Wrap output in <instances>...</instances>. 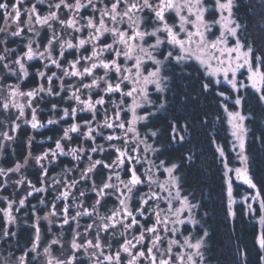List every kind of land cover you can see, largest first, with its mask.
<instances>
[{
    "label": "snow or ice",
    "instance_id": "1",
    "mask_svg": "<svg viewBox=\"0 0 264 264\" xmlns=\"http://www.w3.org/2000/svg\"><path fill=\"white\" fill-rule=\"evenodd\" d=\"M38 3L42 0H37ZM23 0H14L11 6L4 0L0 2V10H4V16H11L13 23L16 25V31L8 33L12 37H20L27 28L29 33H33L39 37L40 32L36 29V25L41 27L47 26L51 30V37L47 40L44 52L34 51L32 44L39 43L32 39L28 40L26 45L27 51L14 61L18 65L17 71L22 73L23 77H27L28 71L25 66V60H32L36 57L40 59H48L52 54V46L60 41V36L57 35L53 28L54 23H58L64 29H71L74 33H82L87 31L86 37H78L77 42L64 40L60 43V57H64L66 49H80L85 45H91L92 51L90 55L80 56L78 59L69 62L71 71H64L65 76H74L81 79V87L83 89H98L103 84L102 91L105 94H120L118 104H115L116 113L114 117H109L105 114L104 127L110 129L123 130V137L109 135L105 137L107 141L122 140L123 148H117L115 145L111 147L117 153L116 160L112 165L104 164L103 161L96 160L81 174L82 180H91L88 173H93L97 165L103 168L114 171L115 179L118 184L112 183L113 175L107 176L101 181L99 187L92 180V191L96 193L97 199L92 205L91 211L82 210L72 217V221L77 222L81 216H97L98 223L94 221L92 225H88L85 232L94 229L95 235L93 239H87L85 243H77V238L81 233L74 232L73 240L70 247L75 250L72 256L67 260H59L55 257H49L47 264H84L83 259H79L76 255L81 249L91 264H204L205 247L204 238L208 236L207 231L204 236L194 239L193 233L187 236L183 234L182 228L185 224L190 225L193 229L199 223L193 211L198 207L192 204L187 196L181 195L180 177L176 175L179 164L172 163L165 166L164 161H160L153 171L152 164L154 162L147 160V154L159 153V148H154L147 143L148 134L141 138V133L137 129V124L140 121L149 119V115H137V109L143 107V104L153 103L149 98L148 87L154 85V90L158 93H165L168 90L172 77L175 75L187 74L188 69H193L197 77L203 76L201 79V88L204 92H209L215 85L221 83V79L231 85L235 91H239L241 87L247 85L241 84L237 76L243 75L241 70L248 72L247 79L251 83V87L260 93V99L264 101V70L261 66L264 65V58L255 57L256 67L253 68V53L255 49L251 43L245 44L247 36L244 35L247 26L240 22V18L236 15L234 9H238L239 5L236 0H74L73 3H68V0H58L56 3L47 5L49 11L46 15H41L37 4L33 3L30 8L25 9L24 13L20 10V5ZM11 7V12L9 8ZM63 8L69 14L68 19L60 18V9ZM260 24L264 30V0H261ZM82 11H89L88 16L81 15ZM26 15L27 20L22 27L20 25L21 16ZM255 15V13H253ZM210 17H216L211 19ZM83 21V23H81ZM171 21V22H170ZM5 32L4 28H0V33ZM218 33V34H217ZM110 40V43L104 42ZM7 41L0 40V45L6 44ZM5 53L15 52L16 49H4ZM45 53L48 55L46 56ZM105 54L111 56V59H106ZM7 60V55H0V63ZM84 61L87 66L83 69L77 68V65ZM51 64L60 67V63L56 59H51ZM3 66L12 72L11 68L5 63ZM47 67V65H46ZM97 69H103L102 76L95 75ZM179 69V72L176 71ZM115 73L116 81L113 82L110 74ZM42 78L45 77L44 72H38ZM55 75V74H53ZM91 77V83H83L84 77ZM231 77V78H230ZM211 78V83L209 79ZM49 83L52 77H47ZM10 99L0 103V107L8 110L11 106L21 109L23 114V105L15 102L16 96H27L32 98L39 92L44 91L41 86L39 89L29 92H21L19 85H8ZM127 88V91L124 89ZM51 92V89H48ZM79 90H77L78 92ZM218 96L225 97L224 92H218ZM131 98L130 105H125V99ZM84 107L95 112V106L105 104L104 98L93 101L91 95L84 101H80L77 93H73V97ZM241 98L237 97L236 105L241 104ZM31 100H29V104ZM167 101L162 100L160 109H163ZM55 108V105L53 106ZM227 106L225 105V108ZM127 109L131 112L130 121L120 119V112ZM83 110V109H81ZM76 110L71 113L67 109L64 110V115L75 116ZM229 124L232 126V135L239 142V147L242 150L241 159L247 160L243 155V150L246 144L247 129L244 126V121L248 119L240 111L229 112ZM35 121V115H33ZM111 121V122H110ZM53 123V121H49ZM127 123V127H126ZM35 128L38 125L33 122ZM84 126L88 128L87 138L94 140L92 136L94 129L91 127V122L85 121ZM18 127V125H17ZM81 125L73 124L65 131V138H69V132L79 131ZM171 133L170 139L173 142L184 141L185 136L180 135L175 122L170 123ZM180 127L187 130L188 125L182 124ZM129 134L134 141L135 146L132 147V153H138L141 146L145 156L142 160L141 156L129 154L128 142ZM7 139L12 137L4 134ZM150 135L155 138L158 133L153 131ZM56 148H62L59 142ZM103 151V148L99 149ZM77 151L83 152L84 149H73L72 155L79 160L76 155ZM92 152L98 151L96 147L91 149ZM49 153H45L41 157H37V162L47 157ZM55 155V153H52ZM221 155L223 152L221 150ZM189 161L191 156L186 157ZM127 162V166H126ZM147 164L144 170L137 172V165ZM20 165L15 169L8 171L20 170ZM227 169V164L225 163ZM119 169V171H115ZM232 171L231 169H227ZM167 173L166 179L161 182L158 178H154L158 172ZM120 172H124L128 179L120 178ZM238 178H242L245 183L252 188L256 185L247 175V169H235ZM0 174H6L4 169H0ZM20 181L18 183H22ZM80 181L73 180L61 193L58 199L67 200L71 195L70 189L75 188ZM146 185L149 187V192L136 196L135 203L139 205L133 208V196L135 192H139V186ZM155 185L157 190H152ZM44 189H35V191H43ZM229 207L233 201L231 200V180L228 181ZM31 195V193H29ZM83 197L84 193H80ZM115 196L118 206L109 209L110 214L100 215L99 209L107 207V200ZM257 195L251 197L252 200H257ZM249 197H244L245 202ZM20 205L23 206L24 200H21ZM163 203L166 207L161 208ZM261 209L264 210V200L259 201ZM174 204H178L174 207ZM82 208V205H77ZM249 211H254L249 204ZM12 208L11 203L8 206V212ZM49 213L50 216H55V205ZM69 206L65 204L61 215L63 224H69L68 217ZM186 214V215H185ZM231 215H235L234 212ZM139 216L141 219H137ZM9 219L12 217L9 214ZM152 220L149 227H145L148 220ZM143 221V223L141 222ZM262 230L257 236L259 247L264 250V215L260 217ZM119 228V231L117 229ZM138 230V231H134ZM109 234L112 239L117 237L122 238L120 243L117 239L118 247L113 248L111 243H106L101 238V234ZM131 234V238L129 235ZM177 234L180 239H177ZM5 235H8L5 232ZM39 229L37 228L35 242L33 243L32 251L38 247ZM95 241V242H93ZM53 244H58L59 240H53ZM176 249H179L178 251ZM91 250V251H89ZM45 253L50 254V246L44 248ZM264 260V257H261ZM20 264H26L25 257H20Z\"/></svg>",
    "mask_w": 264,
    "mask_h": 264
},
{
    "label": "flooded vegetation",
    "instance_id": "2",
    "mask_svg": "<svg viewBox=\"0 0 264 264\" xmlns=\"http://www.w3.org/2000/svg\"><path fill=\"white\" fill-rule=\"evenodd\" d=\"M26 1V0H25ZM30 5L24 4L20 5V10L24 13L25 9L30 8L32 0L29 1ZM58 0H42L37 4L41 15H46L49 11L47 5L49 3H56ZM73 3V1L68 2ZM11 12V7L9 8ZM91 13L89 11H82L81 15L88 16ZM60 18L68 19L69 14L63 8L60 9ZM10 16L5 18L2 23V28H4L5 23L8 21L7 30L0 33V40L7 41L6 44L0 45V55H7V60L0 63V103L10 99L8 85H19V90L21 92H29L39 89L41 86L44 91L39 92L36 96L29 98L27 96H16L15 102L23 105V114L21 115V109L11 106L8 110H4L0 107V125L2 126V139L0 140V159L6 158L8 160L7 167L0 166V169H4L6 174H0V206L1 202H5L6 208L0 209L3 212V220L5 225L2 227L0 232V264H10V261L14 258L15 263L20 264V257H25L26 264H47L49 257H55L59 260L67 261L73 254V250L70 245L73 240L74 232L81 233V236L77 238V243H85L87 239H93L95 235L94 229L85 232L88 225H92L95 222H99L97 216H81L78 217L77 222L72 221V217L76 216L78 211L89 210L91 211L92 205L97 199L96 193L92 191V180L95 181L96 186L99 187L101 181L106 179L107 176L113 175L112 183L118 184L119 182L115 179L114 171L111 169L103 168L101 165H97L93 173H88L91 180H82L81 174L90 166V164L96 160L103 161L104 164L112 165L113 161L116 160L117 153L111 147L115 145L117 148H123L124 143L122 140L107 141L105 137L109 135L121 136L123 137V130L120 129H110L104 127L105 114L109 117H114L116 113L115 104L119 103L120 94H105L103 89V84L98 89H83L81 87V79L74 76H65L64 71H71L69 67V62L78 59L80 56H87L91 54L92 46L85 45L84 48L76 49H66L64 52V57H60V43L64 40H71L73 43L77 42L78 37H86L87 31L82 33H74L71 29H64L58 23L53 24L54 30L57 35L60 36V41L54 43L52 46V54L48 59H40L36 57L32 60H25V66L28 71V76L23 77L22 73L17 71L18 65L14 61L18 56L22 55L27 51L26 45L28 40L32 39L34 41H39V43H33L32 48L34 51L44 52L45 46L47 45L48 38L51 37V30L47 26L41 27L36 25V29L40 32V36L37 37L33 33H29L27 28H25L24 33L20 37H5L6 32L16 31V25L13 21H9ZM27 20V16L23 15L20 19V25L23 27ZM171 22V21H170ZM83 23V21H81ZM0 27V28H1ZM61 29V32H58ZM34 35V36H33ZM104 42L110 43V40ZM9 45V46H8ZM16 49L15 52L5 53L4 49ZM47 56L48 54L45 53ZM106 59H111L112 57L105 54ZM51 59H56L60 63V67L51 64ZM7 64L8 68L13 71L9 72L3 64ZM47 65V67H46ZM87 66L84 61H81L77 68L83 69ZM179 72V69H176ZM38 72H44L45 77L38 75ZM188 72L193 73V82H196L197 76L193 69H188ZM55 74V75H53ZM104 74L103 69H97L95 75L102 76ZM184 78L186 74H183ZM51 76L52 80L49 83L47 77ZM177 76V75H175ZM174 77V76H173ZM172 77V79H173ZM178 77V76H177ZM110 78L113 82L116 81L115 73L110 74ZM182 80H178L180 83ZM83 83H91V77H84ZM172 80L169 84L168 90L165 93H158L153 90V86L148 87L149 98L153 102L151 104H146L140 109V115H149V119L146 121H140L137 124V129L141 133V138L145 134H148L147 143L154 148H159L161 151L156 154L149 152L147 154V160L154 162L152 164L153 171L155 172L156 166L159 165L160 161L165 162V166H169L172 163L179 164L176 175L180 177L181 184V195L187 196L192 204L198 205L195 208V219L199 222L197 226L193 229L190 225L185 224L182 228L183 234L187 236L189 233H193L194 239L197 237H203L204 232L207 231L209 234V225L207 220L206 210L200 202V196L197 191H193V186L195 181L197 182V174H195L194 167L190 166V162L186 157L192 156L194 154L199 155L204 152L202 147L198 149H190L186 142L190 137V130L187 128L180 127L182 124H187L186 118L175 117V112L173 110V101L177 99L176 91L172 90ZM51 89V92L48 89ZM77 90H79L77 92ZM127 91V88L124 89ZM73 93H77L80 97V101H84L91 95L93 101L99 99L101 96L105 100L103 106L96 105L95 112L87 110L83 104H81L76 99L72 98ZM210 98L211 105L208 107L209 112L212 114L210 122H213L214 127V141L217 139V127L216 121L217 116L215 115V105H214V87L211 91L207 92ZM23 97L25 99L23 100ZM18 98V100H17ZM29 100L31 103L29 104ZM162 100H166L167 103L163 109H160V103ZM132 99L126 98L125 105H130ZM55 105V108L53 107ZM67 109L69 113L73 109L76 110L75 116H65L64 110ZM83 109V110H81ZM33 115H35V121H33ZM131 112L125 109L120 112V119L127 122L130 121ZM53 121V123H49ZM91 122V127L94 129L92 136L95 137L94 140L87 138L88 128L84 126V122ZM35 122L38 126L33 127L32 124ZM111 122V121H110ZM175 122L180 135L185 136L184 141L173 142L170 139L171 127L170 123ZM78 124L81 125L79 131L69 132V138H65L64 133L70 128L71 125ZM18 125V127H17ZM127 127V123H126ZM157 132V137L153 138L150 132ZM7 136L12 137V139H7ZM57 142L60 143L61 150L56 148ZM135 146L134 141L131 139V134H129L128 149L129 154L139 155L142 160L145 156L143 151V146H141L138 153H132L131 149ZM96 147L98 151L92 152L91 149ZM103 148V151L99 149ZM73 149H84L83 152L77 151L76 155L80 157L77 160L72 155ZM214 149V147H213ZM214 151L220 152V148L215 147ZM45 153H49L47 157L37 162V157L43 156ZM55 153V155H52ZM3 156V158H2ZM192 160V159H191ZM17 165H20V170L8 171L9 169H15ZM127 166V162H126ZM147 164L137 165V172L144 170ZM119 171V169H115ZM35 173V174H34ZM30 174V177L28 176ZM195 174V175H194ZM167 173L161 171L156 173L154 178H158L159 181L163 182L166 179ZM33 178V180H32ZM120 178L127 180L128 176L124 172H120ZM73 180L80 181L76 184L75 188L70 189L71 195L67 200L58 199L61 193L68 190L66 185L70 184ZM23 181L22 183H18ZM35 189H44L43 191H35ZM16 190L20 192L18 198L15 197ZM152 190H157L156 186H152ZM83 192L84 195L81 197L80 193ZM149 192V187L146 185L139 186V192H135L133 196V208L138 207L135 203L136 196L143 193ZM31 193V195H29ZM196 198H192V195ZM193 196V197H194ZM32 199L38 200L33 203L32 207L28 208L29 212L21 214L23 211H27V203L31 202ZM24 200L23 206L20 205V201ZM11 203L12 208L10 210L9 219L8 206ZM55 205V216H50L49 213L53 210L52 206ZM65 204L69 206L68 217L69 224H63V218L61 215L62 209ZM77 205H82V208L77 207ZM38 207L39 211L36 210ZM117 201L115 196L108 198L107 207H101L99 209L100 215L110 214L109 209L117 207ZM178 204H174L177 207ZM161 208L166 207L165 204H160ZM14 210V212H12ZM23 215L22 219L25 224L24 229L21 230L20 226L18 229L12 231V225L6 224L16 223V218L13 215ZM137 219H141L137 216ZM143 223V221H141ZM152 220H148L145 223V227H149L152 224ZM30 227V228H28ZM37 228L39 229V241L38 247L35 251H32L33 243L35 242ZM119 231V228L117 229ZM138 231V230H134ZM5 232L8 235H5ZM208 237L204 238L205 247L203 249L204 253V263L209 264L207 252L209 251ZM101 238L105 240L106 243H111L113 248L118 247L117 239L120 243L123 242L122 238L117 237V239H112L109 234H101ZM131 238V234L129 235ZM177 239H180V235L177 234ZM27 240V246H21L20 240ZM53 240H59L58 244H53ZM8 242V247L4 244ZM95 242V241H93ZM50 246V254L44 252V248ZM177 251L179 249H176ZM91 251V250H89ZM78 260L83 259L84 264H91L84 254V250L81 249L76 253Z\"/></svg>",
    "mask_w": 264,
    "mask_h": 264
},
{
    "label": "trees",
    "instance_id": "3",
    "mask_svg": "<svg viewBox=\"0 0 264 264\" xmlns=\"http://www.w3.org/2000/svg\"><path fill=\"white\" fill-rule=\"evenodd\" d=\"M29 1L23 0L22 5L30 3ZM71 1L74 2V0H68V2ZM0 2H4V0H0ZM6 2L11 6L14 0H6ZM236 3L239 7L234 11L240 18V22L247 26L244 33L247 39L244 42L245 44L251 43L255 49L253 60L255 61L256 56L264 58V30L260 24L261 0H236ZM4 20V10H0V27ZM58 32H61V29ZM261 70H264V65L261 66ZM177 79L178 77L174 76L171 83L172 90H179L176 91L177 99L173 101L175 117H184L188 121L190 137L186 141L188 142L187 146L190 149L200 147L204 149L202 154L191 156L190 166H195L192 171L197 174V182L194 183L193 191L196 190L199 193L210 229L208 262L209 264H264V260L261 259L264 257V250L259 247L256 239L262 230L260 217L264 215V210L261 209L259 203L260 200H264V101L259 98L260 93L251 86L247 85L237 92L242 101L241 112L248 117L245 120L247 133L243 150V155L247 157V160H243L241 159L242 150L238 148V144L230 132L227 118L222 114V104L226 99L217 95L218 92H226L229 98L230 96L233 98L235 94L232 93L229 86H214L215 115L217 116L215 138L218 141V147L222 149L223 155H221V151L216 152L212 147V137L215 135L213 122H210L212 114L208 108L211 101L207 92L201 88L200 81L203 76L197 77L196 82H193L192 75L187 74L180 83ZM209 83H211L210 80ZM228 104L231 107L237 106L230 102ZM1 131L2 126L0 125ZM7 162L6 158L0 159V166L7 167ZM225 163L231 168H239V166L242 169L246 168L247 175L256 185L254 189L238 182L235 177L232 178L231 200L233 203L231 208L229 207L228 181L225 178ZM28 176L30 177V174ZM257 191L259 196L254 201L251 197L256 196ZM18 194L20 192L16 190V198H18ZM193 196L194 194L192 195L193 199L196 198ZM244 197H249L247 202ZM37 201L32 199L31 202H28L27 211L22 209L21 214L29 212L28 208ZM249 204L254 211H249ZM0 207L1 209L6 208L5 202H1ZM38 207H36L37 211H39ZM1 209L0 232L5 225ZM232 212L235 213L234 216L231 215ZM23 229L22 226L21 230ZM7 244L8 242L4 245L8 247ZM19 244L24 247L28 245V242L21 239Z\"/></svg>",
    "mask_w": 264,
    "mask_h": 264
},
{
    "label": "rangeland",
    "instance_id": "4",
    "mask_svg": "<svg viewBox=\"0 0 264 264\" xmlns=\"http://www.w3.org/2000/svg\"><path fill=\"white\" fill-rule=\"evenodd\" d=\"M211 19H215L216 17H210ZM9 21L11 22V21H13L12 20V17L10 16V19H9ZM7 25H8V21L5 23V26H4V28L6 29L7 28ZM7 30V29H6ZM8 33H9V31L8 32H6V34H5V37H8L9 35H8ZM218 34V33H217ZM34 36V35H33ZM255 67H256V61H254L253 60V68L255 69ZM242 72H243V75H238L237 76V79H238V81L241 83V84H244V85H248V86H251V83H250V81L247 79V76L249 75L248 74V72L246 71V70H241ZM178 76V79L177 80H182V79H185L184 78V75L182 74V75H177ZM231 78V77H230ZM210 81H211V78L209 79ZM220 85H226V86H229L230 88H231V85L230 84H228L226 81H223V79H221V83L218 85V86H220ZM153 86V90H154V85H152ZM241 88H244V87H241ZM231 91H232V93H234L235 94V96L232 98V96H230V98H229V96L226 94V92H224L225 94H226V96H225V99H226V101L222 104L223 106H222V108H223V112H222V114L224 115V116H226V118H227V122L229 121V116H228V113L229 112H235V111H240L241 112V104L240 105H237L236 107H231L230 106V104H228L229 102L230 103H232V104H234L235 105V100L237 99V97H239L238 96V93H237V91H235V90H233L232 88H231ZM1 97V96H0ZM25 99V97H23V100ZM17 100H18V98H17ZM146 104H143V107L145 106ZM225 105L227 106L226 108H225ZM140 109L141 108H139V109H137V115H140ZM1 111V110H0ZM130 119H131V115H130ZM244 123V126H245V121L243 122ZM228 126H229V128H230V132H231V134H232V131H233V129H232V126L229 124V122H228ZM246 127V126H245ZM2 132H0V140L2 139V137H4V136H2ZM233 136V135H232ZM234 137V136H233ZM235 138V137H234ZM235 141H236V139H235ZM237 142V144H238V148H240L239 147V142L238 141H236ZM217 145H218V141H214V143H213V145H212V147H214V149H215V147H217ZM222 149L220 148V151H221ZM216 152H218V151H216ZM221 153V152H220ZM227 162V161H226ZM227 169H231L232 171H228ZM227 169H225L226 171V173H225V178H226V181H229V178H230V180L232 179V178H234L235 177V180H237V178H236V176H237V174H236V172H235V169H238V168H231V166H227ZM239 169H242L240 166H239ZM238 182L240 181L241 183H243L241 180H237ZM244 184V183H243ZM244 185H246V186H249L250 187V185H247V184H244ZM12 212H14V210L12 211ZM14 213H16V212H14ZM186 215V214H185ZM193 215H194V217H195V209H194V211H193ZM22 217H24L23 215L21 216V215H19V214H17V215H13V218H16V223L14 222V223H10L11 221H9V222H7L6 224H8L9 226L10 225H12V228L10 229L11 231H12V229L14 228V230H16V229H18L20 226H23L24 224H25V222H24V220L22 219ZM197 238H200V237H197ZM13 263H15V259L13 258L11 261H10V264H13ZM205 264V263H204Z\"/></svg>",
    "mask_w": 264,
    "mask_h": 264
},
{
    "label": "water",
    "instance_id": "5",
    "mask_svg": "<svg viewBox=\"0 0 264 264\" xmlns=\"http://www.w3.org/2000/svg\"><path fill=\"white\" fill-rule=\"evenodd\" d=\"M236 178H237V180H241L244 184H247V183H245V181L242 178H238L237 176H236Z\"/></svg>",
    "mask_w": 264,
    "mask_h": 264
}]
</instances>
